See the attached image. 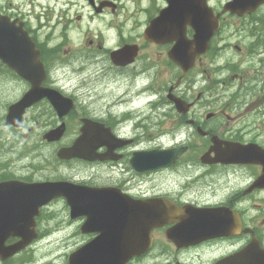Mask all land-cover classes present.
<instances>
[{
	"label": "flooded vegetation",
	"instance_id": "af4514ba",
	"mask_svg": "<svg viewBox=\"0 0 264 264\" xmlns=\"http://www.w3.org/2000/svg\"><path fill=\"white\" fill-rule=\"evenodd\" d=\"M136 1L25 0L28 10L59 5V9L72 11L69 26L74 34L77 32V39L72 40L69 50L70 60L67 65H62L59 59L50 58L49 54L55 48H47L45 40L48 37L39 35V28H44L42 23L47 24L46 13H25V30L40 51V59L46 67L47 77L43 85L62 92V89L70 90L69 96L75 102L72 111L75 117L100 119L115 135L129 139L115 151L114 160L106 163L111 170H116L122 163L123 175L114 179L108 177L104 184L115 185L134 197L159 195L178 205L210 208L220 217L222 235L183 248L166 240L164 232L167 227L154 230L152 249L129 264H218L246 247L253 255L247 258V264H264V188H252L262 173V166L256 163L204 164L199 159V151L202 155L209 150L213 135L219 142H238L241 145L255 142L264 147V139H260L264 138V50L258 53L257 67H252V71H238L244 55H239L232 62L234 67L239 63L230 73L233 82H228L226 77L231 71L230 62L218 64L222 70L214 79L213 100L208 89L209 77L191 80L189 75L178 73L172 92L188 105L187 113H179L165 94L159 93V90L167 88V83L159 84V71L164 68L161 63H165L171 45H158L143 35L149 19L166 5V0L154 13L145 7H137L146 17L130 20L133 14L126 17L125 10L132 13L134 5L157 2ZM223 3L224 0L211 2L212 5ZM82 13L89 18L86 24L82 22ZM245 18H237V22L251 24L257 37L264 38L253 20ZM185 32L188 37L192 35L189 28ZM127 46L136 49L129 55L131 60L123 62L121 55L114 52ZM202 59L198 60L195 69L202 68ZM67 72H71L73 81L66 85L60 78ZM8 73L14 76L12 72ZM197 81H205L206 85L203 91L193 92L188 82ZM23 84L25 90L30 87L26 81ZM98 99L103 101V108H90L89 104ZM250 125L257 127L251 131L252 136L247 132ZM199 128L204 133H200ZM157 131L185 137L187 154L171 167L145 174L134 173L129 167L134 151L166 146L155 141ZM195 138L203 139L204 144L196 143ZM222 147L224 143L220 144L219 150ZM193 151H196L194 157ZM209 154L207 159L215 157L214 151ZM195 173H199L198 181L192 179ZM167 179L172 180L171 187L163 186ZM254 240L258 247L251 245ZM234 264H237V259Z\"/></svg>",
	"mask_w": 264,
	"mask_h": 264
},
{
	"label": "rangeland",
	"instance_id": "374dc122",
	"mask_svg": "<svg viewBox=\"0 0 264 264\" xmlns=\"http://www.w3.org/2000/svg\"><path fill=\"white\" fill-rule=\"evenodd\" d=\"M133 1L137 2L136 0ZM162 1L163 0H157V2L151 3V5L148 6V8L150 9L149 11L154 13L156 11V8L161 6ZM27 5H25V0H0V11L9 10L13 8L15 9V11H21L25 15V7H27ZM134 6L135 8L132 13H129L127 10H125V16L127 17L128 15L133 14L130 20L144 19L142 17H146V15H144L141 10L136 9L137 7L139 8L140 5ZM64 11L65 10L61 11L62 15H64ZM46 12L52 13L53 16L51 18L61 20L59 18V10L49 9ZM64 16L68 15H66L65 13ZM65 18L64 20H66ZM258 18H264V12L260 16H258ZM236 22L237 20H235L234 24L232 25L238 26L235 25ZM225 23H227V21H225ZM229 25L231 24L227 23L226 27L229 28ZM82 28H85V26L82 25ZM70 29L71 28L69 24H67L63 29L60 26H52V28L47 29L46 31L51 33L49 35L51 39H48V42H51V44H55L59 47L60 55L62 56V61H66L68 59L67 57H69V50L73 44L72 40L76 41L77 39V32L76 34H74V32H72V30ZM44 32L45 31L43 28H39L40 36H43ZM227 34L228 32L223 29L217 39H220L222 36H225ZM223 53L224 55L222 56L224 57L221 58V61H224L226 58L234 60V58L231 57L232 54L228 49H226V51ZM211 55L212 56L206 58V63L203 64L204 68H206V74L209 77L211 76L210 79L214 77L215 61L219 58L220 54H218L216 51L215 53L213 52ZM256 59L257 56L253 57V61H256ZM161 64L163 65L164 63ZM165 68L166 67L164 65V69ZM166 74L167 73L164 72V75ZM196 77H199L198 74H196ZM4 83L5 81H0V116L3 112L4 104L11 98L17 96L19 91V88L15 85V83L14 85ZM198 86L199 85L196 86L195 90H200ZM244 108L245 107H243V109ZM241 109H238L237 111L240 112ZM39 112L40 111L38 109H34L31 110L29 113L30 119H27L26 121L27 125L31 128L29 133H25V128L17 132L10 128L3 127V122L0 118V173L8 171L10 174L20 175L23 169H25V172L28 171V173L30 174L35 173V176L37 177L44 175L50 176L49 173H68V171H65V168L70 167V164H60L57 163L55 159L54 152L56 150L57 145L51 143H42V145L39 144L38 140L40 139L41 134L43 133V128H46L44 127V123L41 124L37 122V120H41ZM38 125L39 127H37ZM74 132L75 127L71 124L66 139L70 140L73 137ZM191 154L194 157V155H196V152ZM53 159L55 160L53 161ZM103 173L104 172L99 171V175L95 179L97 181L102 180V177L100 175H103ZM83 177L89 178L88 175H84ZM192 179L198 181L199 173H195L192 176ZM171 183L172 180L167 179L163 183V186L171 187ZM47 215L49 216L44 220V230H46L48 234L51 233L53 230L55 231L52 232L49 236H47L48 234L45 235L40 241L34 244L31 249L25 251V253L21 254L12 261H9V264H25L24 261H33V264L65 263V257H63L62 252L65 250L67 244L62 246L60 249H50L52 247H49V244L53 242H56L57 245L62 244L66 238L70 237L76 231V223H61L66 221L65 209L61 202L52 205L50 210L47 211ZM37 250L42 252L43 254H41L39 257L32 256L37 252Z\"/></svg>",
	"mask_w": 264,
	"mask_h": 264
},
{
	"label": "water",
	"instance_id": "95a60500",
	"mask_svg": "<svg viewBox=\"0 0 264 264\" xmlns=\"http://www.w3.org/2000/svg\"><path fill=\"white\" fill-rule=\"evenodd\" d=\"M241 1L239 0L238 2ZM3 21L0 20V59L21 74L25 68V34L23 33V38H20L16 28ZM209 22L210 17L208 13L205 14L204 18L193 21V28L196 34L193 40L184 44V46H192L184 49L187 50L189 55H178L177 51L182 49L176 48L172 56V59L176 63L182 65V62H180L182 60L181 57H188L186 60L192 62L193 56H190L192 52V54L194 52L201 53L207 49L209 40L207 35L209 34H207L205 29L206 24L208 25ZM20 105H25L24 100L21 101ZM62 114L60 113V115ZM14 124L16 125L17 123ZM62 132L63 125L49 133L47 138L58 139ZM59 155L69 157L71 153L69 150L63 149L59 152ZM55 185L56 189H58L59 184L55 183ZM257 185L259 187L264 186V172L258 178ZM42 188L38 190L25 186V193L42 191ZM66 191L67 188L61 195L67 197L73 216L82 214V211H87L88 217L82 230L86 231L90 228V230L100 231L99 236L95 240L70 256V264H113V260H116L117 263V260L127 259L130 255L144 251L149 246L150 240H142V246H146L143 248H118L117 245L126 241L127 238L131 240L132 233L135 235L138 233L142 238L146 237L149 239L151 228L157 224L158 219L163 218L156 214L155 211L146 209L145 207H135L133 204L131 206L126 202L120 203L118 210L109 209L102 202L92 210L79 197L71 196L70 191ZM26 201L27 198H25ZM42 203L41 201H36L34 204L37 206ZM94 226L97 227L94 228ZM15 250L16 248H10L8 254L13 253ZM92 259L99 260V263H93Z\"/></svg>",
	"mask_w": 264,
	"mask_h": 264
}]
</instances>
